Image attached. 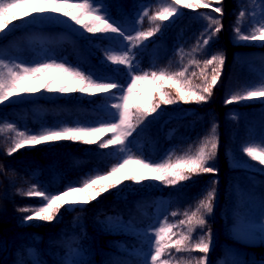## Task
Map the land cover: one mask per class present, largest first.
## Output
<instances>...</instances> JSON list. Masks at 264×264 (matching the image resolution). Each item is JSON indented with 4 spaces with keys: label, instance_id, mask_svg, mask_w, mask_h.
I'll return each instance as SVG.
<instances>
[{
    "label": "trees",
    "instance_id": "16d2710c",
    "mask_svg": "<svg viewBox=\"0 0 264 264\" xmlns=\"http://www.w3.org/2000/svg\"><path fill=\"white\" fill-rule=\"evenodd\" d=\"M96 1L107 8L113 19L128 28L130 35L161 25L160 31L134 49L143 72L186 70L181 79H187L188 86L198 90L203 80L204 61L218 53L224 55L221 76L207 102L183 103L177 99L175 89L166 85L164 91L177 102L161 104L157 112L144 117L133 134L136 141L144 143L146 154L155 164L194 154L215 124L217 154L210 166L216 169V175H197L176 186H165L154 180L140 183L124 180L83 208H62L54 222L25 223L23 218L30 213L19 209L40 205L42 201L21 193L36 186L59 194L87 176L106 174L118 163L121 151L119 146L99 148V143L109 139L105 134L96 144L63 140L19 149L9 156L6 154L9 141L0 132V264H140L143 257L139 251L147 248L153 234L147 225L166 221L177 225L174 231H181L179 220L186 219V211L195 210L199 199L213 187V181H216L213 213L206 217V227L196 228L194 232L198 237L210 230L207 264H224L227 248L245 263L264 261L261 238L264 223L248 220L245 197L238 184L247 174L264 182V166L243 152L251 145L249 125L237 120L232 111L233 108L247 109L248 105L244 101L225 104L230 91L243 86L246 80L241 60H264V43L235 39V27L247 34L259 26L257 20L250 18L254 0H222V5H213L222 6V31L207 46L202 44L208 35L207 17L220 18L210 9L180 8V15L168 21L153 22L143 16L144 12L151 16L172 0ZM241 12L245 14L243 17H240ZM37 42L47 46L56 57L80 65L85 74L91 70L96 76L107 77L125 87L126 66L107 61L95 48L94 39L91 42L58 26H26L7 33L0 39V54L18 55L29 61L36 56ZM99 43L116 47L119 44L111 39H100ZM204 71L210 79L211 66ZM156 99L158 101L159 97ZM107 100L97 95L91 99L77 97L1 105L0 117L14 122L27 120L36 126L45 117L58 120L113 116L111 106L106 111L102 108ZM263 105L261 101L254 104L256 108ZM156 205L161 207L160 216L155 213ZM173 212L177 215L173 216ZM112 221L140 231L112 229L109 227ZM121 245L125 251H120ZM171 251V264H189L190 260L194 264L195 259L203 255ZM162 258L169 257L166 253Z\"/></svg>",
    "mask_w": 264,
    "mask_h": 264
},
{
    "label": "snow or ice",
    "instance_id": "6c2138e0",
    "mask_svg": "<svg viewBox=\"0 0 264 264\" xmlns=\"http://www.w3.org/2000/svg\"><path fill=\"white\" fill-rule=\"evenodd\" d=\"M213 5H222V0H172L170 4L160 8L151 16L147 11L143 16H147L153 22H163L168 21L170 17L180 15V8L210 9L220 18L207 17L209 21L206 30L208 35L202 41L203 46H207L210 40L222 31V6ZM45 14H59L66 17L87 33H111L122 37L123 41L128 44L126 50L120 54H109L106 59L114 65L126 66L129 69L130 82L122 88L118 83L97 81L78 69L55 61L39 63L35 66L21 64L9 66L0 63V105L11 102L10 98H19L21 94L38 93L41 88L49 93L62 94L80 92L94 95L109 93L113 89L121 93L117 98L119 102L111 104L117 119L99 127L42 129L39 133L33 134L16 131L11 125H8V129L15 131L16 135L12 146L7 149L6 154L9 156L26 145L32 146L45 142L68 140L96 144L107 133L112 134L111 138L99 143V148L108 149L110 146H119V151L124 152L128 138L133 135L137 125L143 122L144 117L157 112L161 104L170 105L177 102L164 91L166 85L175 89L179 101L201 103L207 102L211 97L213 88L221 76L222 66L225 62L222 53L212 55L210 59L204 61V69L211 66V76L209 79L204 69L201 70L203 80L198 90L189 87L187 79H181L185 77L186 70L176 73H166L163 70L133 73L134 49L160 31L161 25L157 24L156 27L148 31L138 30L134 35L126 34L110 17L102 14L101 10L91 3V0H6V2H0V34L14 31L17 27L14 24L15 21L27 23L29 20H35ZM244 15L243 12L240 13V17ZM142 19L143 17H141ZM234 33L237 42L264 43V23L247 34L242 33L239 27H235ZM45 76H48V80L40 84L39 82ZM38 84L39 86H37ZM156 96L159 97L158 101ZM257 97H264V86L248 90L241 95H232L231 98L225 100V104L248 101ZM3 131L4 129H0V132ZM215 133L216 125L213 124L211 134L202 141L194 154L155 164L143 158L128 155L123 158L122 162L111 167L106 174L87 176L80 183L69 185L59 194L49 193L46 189L32 186L21 194L29 198H40L42 203L20 208L19 211L30 213L23 218V222L27 223L33 220L52 222L58 217L62 208L86 205L96 200L101 194L117 187L124 180H131L135 183L154 180L162 182L165 186H176L197 175L211 174L215 176L216 169L210 166V161H213L217 154L218 142ZM243 152L252 161L264 166V146L249 145L243 149ZM129 165H136L135 170L126 171ZM0 170H2V166H0ZM215 183L216 181H213V187L199 199L195 210L190 213L186 211L184 213L186 219L179 220L178 225L182 226L181 231H174L177 225L169 224L166 221L161 222L155 229L153 232L154 243L149 253L148 264H171L173 256L171 250H175V253L199 252L203 255L195 259L194 264H207V254L210 250V230L198 237L194 235V232L196 228H205L206 217L213 213ZM172 215L176 216L177 213L173 212ZM261 238L264 240V232L261 233ZM166 253L169 258L163 259L162 257ZM189 264H192L191 260Z\"/></svg>",
    "mask_w": 264,
    "mask_h": 264
},
{
    "label": "rangeland",
    "instance_id": "374dc122",
    "mask_svg": "<svg viewBox=\"0 0 264 264\" xmlns=\"http://www.w3.org/2000/svg\"><path fill=\"white\" fill-rule=\"evenodd\" d=\"M0 2H6V0H0ZM91 3L95 6L98 7L101 10V13L110 17V19L121 29L126 33L129 34V30H127L124 26L120 25L118 22L113 20L108 13L107 9L101 4L96 2L95 0H91ZM254 12L251 13V15H254L255 19H259L260 24L264 23V0H256V4L254 7ZM27 19V18H26ZM15 25H17L16 29L23 28L26 26H38V27H45V26H58L60 28H64L68 30L69 32H73L75 35L78 37H83V38H88L89 40L91 39H96L95 43L97 44L99 39H117L120 41L121 45L119 48H114L112 46L106 45V46H96L98 50L101 51V53L104 56H108L109 54H120L123 53L126 48L128 47L127 42L123 41L122 37H118L115 34H92V33H87L85 32L80 26L75 25L72 21L68 20L66 17H62L59 14H45L43 16L38 17L35 20H29L27 23L22 22V21H15ZM12 32V31H11ZM10 33V32H7ZM6 33V34H7ZM6 34H0V39L4 37ZM38 51L36 53V56L32 58L31 60L27 61L22 59L18 55H5V54H0V63L7 64L9 66H14L15 64H21L24 66H35L39 63H44V62H57V63H64L65 65L73 68V69H78L83 72L82 68L79 65L71 63L69 60L62 58L58 59L56 58L46 47L42 46L40 43L38 44ZM219 54V53H218ZM249 67L252 72L249 73L247 77V80H245L243 83V86L237 87L235 90H233L230 94L232 95H241L244 92L248 90H252L254 88L262 87L264 86V62L261 60H250L249 61ZM132 72L135 74H140L143 73L139 66H138V60L134 59L133 61V66H132ZM90 76L93 77V79L97 81H103V82H109L106 78H99L94 75H92V72L90 71L89 74ZM48 80V76H45L43 80H41L39 83L43 84ZM252 81V85L250 88H248V84ZM130 82V75H129V69H128V79L127 83ZM126 83V85H127ZM39 86V84L37 85ZM98 94H103V96L106 97H111L114 98L115 101H108L109 104L117 103L118 97L121 93H118L117 95L109 92V93H97L94 95H88L85 93H80V92H74V93H49L45 91L43 88L40 89L38 93L34 94H21L19 98L13 97L10 98L11 102H5L2 105H21L27 102L35 101V100H58V99H66V98H85V99H91L92 97L98 95ZM258 101L264 102V97H257L253 98L248 101H244L246 105H248V108L242 111L239 110H233V113L236 116L237 120H244L250 127V139H251V145H261L264 146V107L261 109L255 108L254 104ZM107 105V106H108ZM1 106V105H0ZM104 106V107H107ZM102 107V108H104ZM105 109V108H104ZM117 119L116 114L113 116H104V117H84V118H67V119H55V117H45L43 118L36 126H33L30 124L27 120L22 121V122H13L11 120H8L6 118H1L0 117V129H4L3 132H1L6 139L9 141V147L12 146V143L14 139H16L15 131H10L8 129V125H11L13 129L16 131H23L27 133H39L42 129H59L62 127H99L103 124L110 123ZM134 134V132H133ZM109 139L111 138L112 134L107 133L106 134ZM56 142V141H54ZM54 142H45L41 143L38 145H32V146H25L23 148H34L38 147L41 145H46V144H51ZM146 146L144 143L135 141L134 135L128 138L126 142V148L125 151L121 153L119 162H122L123 158H125L128 155H133L136 157L143 158L144 160L151 162L150 158L146 155ZM21 148V149H23ZM118 162V163H119ZM136 165H129L128 169L126 171H131L135 170ZM247 174V173H246ZM239 187L241 188L245 198H246V208L248 212V217L257 222H264V198L260 196L262 194L261 192L264 191V182H260L257 180V178H254L253 175L247 174V176L241 177L239 181ZM260 193V194H259ZM82 198V197H81ZM86 205H77L74 207H65L66 209H75V208H83ZM161 210V207L158 206L156 208L157 214H159ZM59 217V214H58ZM53 220L56 221L58 219ZM158 224H151L149 225V228L151 229L152 232L155 231V229L158 227ZM109 227L112 229H126L127 231H132V232H137L136 229H129L126 228L123 224L112 221L109 223ZM154 243V236L153 234L150 236L149 241H148V247L141 252V255L143 256V261L140 264H148L150 261V251L152 250V245ZM121 251H124L125 249L121 245L119 247ZM224 264H244L241 262L239 259L234 257V255L229 252L226 254V258L224 260Z\"/></svg>",
    "mask_w": 264,
    "mask_h": 264
}]
</instances>
